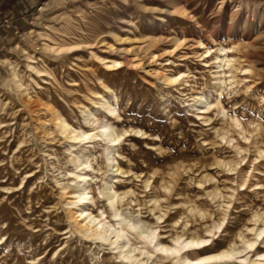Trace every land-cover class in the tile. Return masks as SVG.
<instances>
[{"label": "rangeland", "instance_id": "1", "mask_svg": "<svg viewBox=\"0 0 264 264\" xmlns=\"http://www.w3.org/2000/svg\"><path fill=\"white\" fill-rule=\"evenodd\" d=\"M184 1L193 18L175 13L169 0H7L0 5V264H126L115 249L94 243L72 228L66 200L75 184L72 158L85 143L72 146L55 127L43 125L51 119L48 107L62 111L83 129L88 128L82 112L85 105L101 110L103 119L109 116L94 104L104 82L112 86L111 93L105 94L120 109L118 123L129 130L118 160L129 172L119 176L121 186L129 185L135 192L125 198L130 211L141 212L148 223L162 226L161 233L173 236L182 231L203 236L206 226L227 217L228 227L217 231L215 247L208 251L226 247L243 224L251 225L248 219L254 211H264V153L258 151L264 150V105L247 97L246 103L229 107V113L240 117L248 130L245 137L229 121L224 131L229 139L233 136L231 144L219 143L214 124L195 114L205 81L196 57L198 40L210 47L247 44L248 39L240 35L243 26L249 27L250 35L264 34V18L259 17L264 0ZM176 37L184 39L185 45L178 54L169 53ZM42 41L63 44L62 55L69 56L63 60L64 67L62 60L51 59L46 66L50 75L36 74L26 66V56L43 54ZM98 55L122 64L108 68ZM186 63L194 71L180 87L193 94L188 101L160 76L162 71H187ZM253 63L248 59L245 64L264 68V56ZM10 64L38 103H26L24 91L8 87ZM102 149L99 145L94 150L101 171L89 169L91 176H97L94 186L104 184L112 173ZM214 185L224 193L222 208V197L206 193ZM100 198L97 206L104 208L105 198ZM96 207L91 208L98 213ZM93 255L98 259L93 260Z\"/></svg>", "mask_w": 264, "mask_h": 264}, {"label": "bare ground", "instance_id": "2", "mask_svg": "<svg viewBox=\"0 0 264 264\" xmlns=\"http://www.w3.org/2000/svg\"><path fill=\"white\" fill-rule=\"evenodd\" d=\"M169 1L173 3L175 13L181 14L184 17L193 18V16L187 12V9L183 3L185 2L184 0ZM236 7L237 5L235 4L234 8ZM235 10H239V5ZM250 15L253 16L254 13ZM259 17L262 21L264 18V13H260ZM241 28V39H248L249 43L247 44H245V42L244 44L239 42H231V44L228 43L229 45H224L221 43L215 45L214 47H210L202 39L198 40L197 42L200 52H197L196 57L199 61L201 69L203 70L202 77L205 81L203 83L204 89L198 96L197 104L195 105V110L197 111H195V114L197 117H200L202 121L209 123L211 122V124H214L213 128L215 129V133H218V136H220L221 141L219 143L225 141L226 143L231 144L234 141L232 138L233 136L231 137L230 135L231 138L229 139V136L224 131L225 125L229 123V121H231L234 126L241 129V131L245 133V137L246 132L248 131L240 117L233 114L231 115L229 113V107L246 103L247 97H250V99L253 100L255 99L256 102L262 103V105H264V68H260L259 65L258 69H253V66L245 64L248 59L251 61V63H253L254 61H260L264 56V34L262 32V34H260V32L258 33L255 31L254 35H250V29L248 26H243ZM32 31L33 30H31V32ZM184 45V39L176 37L174 40V45L172 46L173 48L169 51V53L178 54L180 48H182ZM19 48L20 44L16 43L15 49ZM40 48H42L43 54L39 56V58L37 56H26V66L32 72H35L36 74L50 75L51 72H49L46 66L48 62L54 58L62 60L60 62L62 67L65 66L63 60L66 59L65 57L68 58L69 56L62 55V52L66 50V47L63 46V44L56 46L44 41L42 47ZM22 51H24V49H22ZM94 56L96 57V55ZM154 56L156 57L157 54ZM98 59L102 61L108 68L122 64V61L116 59L111 60L106 56H99ZM5 62L8 63V61ZM175 62L176 61L173 60V63ZM10 66L11 77L8 80V87L10 89H14L13 87L15 86L16 88L24 91L23 94L25 95L24 98L26 103H38V100L34 101L33 99L35 98L30 96V93L27 92L28 88L24 87L22 78L15 71V68L12 66V64H10ZM186 67L187 71L177 70L179 68L178 67L176 72L162 71L160 76L163 79H161L162 81L171 86L173 90H176L180 96L184 97L185 101H188V98L193 97V94L189 95L188 93H185L180 87L185 86V84L188 83V78L191 77L190 74L194 71L191 70V67L188 63H186ZM169 70L171 69L169 68ZM69 72L70 70H68V73ZM38 85L40 84L38 83ZM102 89V91H97L95 93L96 97L94 104H98L100 108L105 109L109 116L107 115L103 119L99 115L101 110H93L88 105H85V108H82L84 110H82V112L84 113V120L88 127L87 129L74 126L71 123L72 121L70 122V119L61 113L62 111L59 112L52 107L47 108L51 115V119L49 120L50 122H43V125L46 127H48V125L55 127L61 134L68 138V141L70 140L72 142V146H76L81 142L85 143L83 146L79 147L80 150L77 152L74 151V156L72 158L74 170L71 174L74 176L73 179L75 184L70 187L66 198L67 205L70 209L69 217L70 220H72L71 226L74 231L80 236L85 237L94 243L99 242L100 245H109L118 252V258L126 264H217L222 262L233 264H264V211H254L250 216V219L247 218L250 220L251 225L243 224L244 228H240L237 231V234L232 236V238L226 244V247H223L222 249L220 248L219 250L208 251L209 249L215 247V240L213 239V236L217 233V231L221 229L224 231L225 228L228 227L226 224L228 222H226L227 217H223V219L219 220L215 219V221L212 219L214 221L213 224L206 226L204 230L205 235L203 236L202 234H193L191 236H187L183 231L179 232L180 234L178 233L173 236L161 233L162 226L160 224L153 225L150 222L148 223L141 217V212H138V214L135 215L137 212L136 210L135 212L129 210L130 202H125V198L135 192L131 187H129V185L125 187L121 186L122 180L119 178V176L126 175L129 172L124 170L121 162L118 160V158L123 155L122 149L124 148V141L126 140L125 135L129 132V130L122 125L123 123H118L122 116L120 109L117 105L112 103L105 94L112 91V86L104 82ZM39 96L42 97V95ZM48 104L50 105V103ZM51 106H53V104ZM218 125H221V127L218 128ZM136 132L141 133L142 131L136 130ZM244 133L242 134L244 135ZM102 142L104 144H102ZM99 145H103L101 153L102 155H106L107 160L110 162L112 173L104 184L94 186L93 180L97 177L94 174L97 171H101L102 169L100 164L101 162L99 163L98 161L99 156L96 155V152L94 151ZM236 147L238 150H241L242 148L239 144H237ZM258 151L262 156L264 150L259 148ZM89 169L95 172L93 176H91ZM235 181L236 180H234V182ZM146 184H148L147 186H150L149 183ZM259 184L260 183H256V185ZM198 185L203 187L202 182H198ZM240 186L244 187L245 183L242 182ZM64 188L66 189L67 187ZM205 189L208 190V188L204 187V190ZM169 190L170 189L168 188V191ZM234 190H236V188ZM206 193L212 198H216L218 196L222 197L223 201L221 202L222 204H219V207H223L226 199H224V193L222 194V191L217 185H214L213 190H209ZM100 197L105 198L106 202L104 208H98L97 206V202L101 199ZM180 202L182 203V201ZM216 203L218 205V202ZM230 203H232V201ZM229 205L230 204H228V206ZM94 206H97L96 209L99 210L98 213H95L93 210ZM221 210L219 208V211ZM253 210L255 209L253 208ZM176 212L178 213V211ZM193 213L195 214V212ZM156 217L157 221L162 219V216L158 215ZM192 230L194 229L192 228ZM193 232H195V230ZM138 243H140V245H138ZM7 247L9 246L7 245ZM192 254L196 255L192 256ZM146 256L151 260V263H148L147 259H145ZM96 259H98V257L93 255V260ZM163 260L166 262L164 263Z\"/></svg>", "mask_w": 264, "mask_h": 264}, {"label": "crops", "instance_id": "3", "mask_svg": "<svg viewBox=\"0 0 264 264\" xmlns=\"http://www.w3.org/2000/svg\"><path fill=\"white\" fill-rule=\"evenodd\" d=\"M7 0H0V5H2L3 3H5ZM16 5V4H15ZM24 4H20L19 7L23 6ZM25 6V5H24ZM27 7V6H26ZM18 7H16L17 9Z\"/></svg>", "mask_w": 264, "mask_h": 264}, {"label": "snow or ice", "instance_id": "4", "mask_svg": "<svg viewBox=\"0 0 264 264\" xmlns=\"http://www.w3.org/2000/svg\"><path fill=\"white\" fill-rule=\"evenodd\" d=\"M251 247V246H250Z\"/></svg>", "mask_w": 264, "mask_h": 264}]
</instances>
